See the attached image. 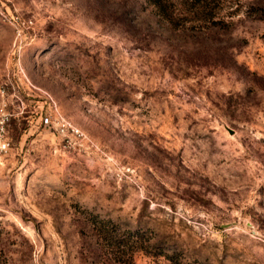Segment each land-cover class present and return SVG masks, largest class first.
I'll list each match as a JSON object with an SVG mask.
<instances>
[{
    "label": "rangeland",
    "instance_id": "rangeland-1",
    "mask_svg": "<svg viewBox=\"0 0 264 264\" xmlns=\"http://www.w3.org/2000/svg\"><path fill=\"white\" fill-rule=\"evenodd\" d=\"M3 10L0 264H264V0Z\"/></svg>",
    "mask_w": 264,
    "mask_h": 264
},
{
    "label": "built area",
    "instance_id": "built-area-1",
    "mask_svg": "<svg viewBox=\"0 0 264 264\" xmlns=\"http://www.w3.org/2000/svg\"><path fill=\"white\" fill-rule=\"evenodd\" d=\"M10 2V0H0V16L4 18L5 20H9L12 23H18V18L10 16L4 12L3 6ZM11 114L8 113L7 106L5 104L0 106V155L6 154L11 147L10 139L8 136L9 132V125L11 122ZM44 124L47 126H50L53 124V121L49 116H46L43 120ZM58 129L60 130V133H62L65 136H68L69 134L74 137L81 136V132L79 129L74 127L71 123L63 119L62 121H58L56 124Z\"/></svg>",
    "mask_w": 264,
    "mask_h": 264
},
{
    "label": "trees",
    "instance_id": "trees-1",
    "mask_svg": "<svg viewBox=\"0 0 264 264\" xmlns=\"http://www.w3.org/2000/svg\"><path fill=\"white\" fill-rule=\"evenodd\" d=\"M150 2L159 8H163L166 0H150Z\"/></svg>",
    "mask_w": 264,
    "mask_h": 264
}]
</instances>
